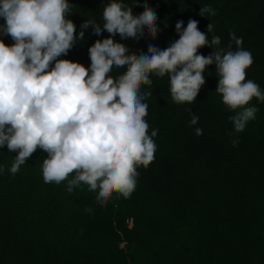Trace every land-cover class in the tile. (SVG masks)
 Listing matches in <instances>:
<instances>
[{
    "label": "trees",
    "instance_id": "trees-1",
    "mask_svg": "<svg viewBox=\"0 0 264 264\" xmlns=\"http://www.w3.org/2000/svg\"><path fill=\"white\" fill-rule=\"evenodd\" d=\"M68 19L79 33L84 21L103 24V8L109 0H68ZM132 6L133 15L143 3L155 10L159 28L155 38L145 31L142 39L114 40L131 53H147L149 44L160 49L179 38L178 20L186 27L198 21L209 41L219 36L226 47L230 32L242 37L253 64L246 79L264 90V0H120ZM209 5L216 14L199 15ZM4 20L0 17V24ZM84 29L62 59L90 65L88 48L107 37ZM5 44L10 36L0 35ZM232 49L236 45L232 42ZM205 46L199 54L209 55ZM126 68H113L121 75ZM205 84L194 103L172 101L168 76L150 74L152 85L142 84L149 135L156 144L155 159L137 167L135 190L129 198L113 193L103 207L96 192L86 185L67 191V181L45 183L41 165L47 153L37 149L16 174L9 169L16 153L0 147V264H264V102L253 98L255 119L235 132L229 110L215 92V66L206 67ZM199 116L190 125L191 114ZM200 128L203 134L195 135ZM239 139L233 146L231 141ZM74 175V174H73ZM72 177L70 176L69 179ZM91 209V212L85 209Z\"/></svg>",
    "mask_w": 264,
    "mask_h": 264
},
{
    "label": "clouds",
    "instance_id": "clouds-1",
    "mask_svg": "<svg viewBox=\"0 0 264 264\" xmlns=\"http://www.w3.org/2000/svg\"><path fill=\"white\" fill-rule=\"evenodd\" d=\"M143 11L133 15L132 6L109 0L103 8V24L84 21L79 33L68 19L72 5L68 0H0V147L16 156L9 169L16 174L37 149L47 155L41 172L45 183L67 181V191L86 185L96 192L103 207L112 194L129 198L136 187L137 167L145 168L155 159L156 144L145 120L151 91L142 93L141 85L151 86L150 74L168 76L170 95L177 104L195 102L205 84L204 72L215 66V92L235 114L228 117L235 132H242L255 119L258 108L248 106L253 98L264 102V90L246 70L253 64L249 50L241 47L242 37L230 32L226 47L221 39L198 29V21L189 19L186 27L178 20L179 38L164 48L149 44L147 53H131L113 39L140 40L145 31L155 38L159 31L154 9L143 3ZM215 15L209 5L200 7L199 15ZM91 26L97 36L109 33L88 48L90 65L62 59L77 40L84 39V29ZM232 42L236 50L232 49ZM211 47L205 56L198 49ZM113 68H126L119 76ZM190 125L199 116L192 113ZM203 130L195 129L200 136ZM233 146L239 139L231 141ZM3 168H0L2 174ZM74 174V175H73ZM72 177L69 179V177ZM91 212V209H85Z\"/></svg>",
    "mask_w": 264,
    "mask_h": 264
}]
</instances>
